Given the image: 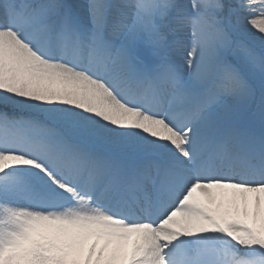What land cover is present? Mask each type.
<instances>
[{
  "label": "snow or ice",
  "instance_id": "1",
  "mask_svg": "<svg viewBox=\"0 0 264 264\" xmlns=\"http://www.w3.org/2000/svg\"><path fill=\"white\" fill-rule=\"evenodd\" d=\"M0 264H264V0H0Z\"/></svg>",
  "mask_w": 264,
  "mask_h": 264
}]
</instances>
